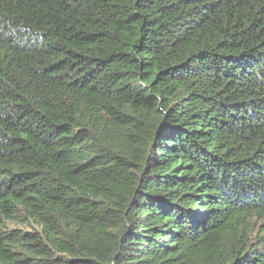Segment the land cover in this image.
<instances>
[{
    "label": "trees",
    "instance_id": "16d2710c",
    "mask_svg": "<svg viewBox=\"0 0 264 264\" xmlns=\"http://www.w3.org/2000/svg\"><path fill=\"white\" fill-rule=\"evenodd\" d=\"M0 264H264V0H0Z\"/></svg>",
    "mask_w": 264,
    "mask_h": 264
}]
</instances>
